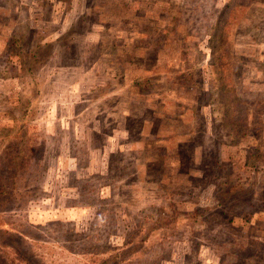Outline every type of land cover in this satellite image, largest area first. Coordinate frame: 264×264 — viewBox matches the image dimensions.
<instances>
[{
	"label": "rangeland",
	"instance_id": "rangeland-1",
	"mask_svg": "<svg viewBox=\"0 0 264 264\" xmlns=\"http://www.w3.org/2000/svg\"><path fill=\"white\" fill-rule=\"evenodd\" d=\"M0 264H264V0H0Z\"/></svg>",
	"mask_w": 264,
	"mask_h": 264
},
{
	"label": "trees",
	"instance_id": "trees-1",
	"mask_svg": "<svg viewBox=\"0 0 264 264\" xmlns=\"http://www.w3.org/2000/svg\"><path fill=\"white\" fill-rule=\"evenodd\" d=\"M23 57H24V55H23ZM25 57H26V55H25ZM1 194H3V192L1 191Z\"/></svg>",
	"mask_w": 264,
	"mask_h": 264
}]
</instances>
